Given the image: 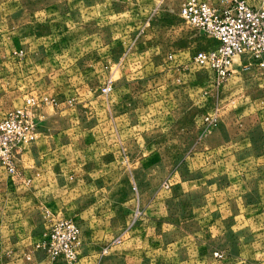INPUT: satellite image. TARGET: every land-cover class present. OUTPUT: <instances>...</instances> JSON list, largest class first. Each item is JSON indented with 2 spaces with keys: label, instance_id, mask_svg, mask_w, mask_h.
Segmentation results:
<instances>
[{
  "label": "rangeland",
  "instance_id": "374dc122",
  "mask_svg": "<svg viewBox=\"0 0 264 264\" xmlns=\"http://www.w3.org/2000/svg\"><path fill=\"white\" fill-rule=\"evenodd\" d=\"M184 1L0 0V117L36 100L27 107L36 136L22 153L48 131L60 134L62 145H89L94 127V141L113 148L103 157L116 170L109 185L101 180L92 224H80L70 209L50 218L27 213L24 204L13 216L10 202L0 204V264H264V215L250 219L254 226L222 218L216 201L235 213L245 189L264 195V65L235 58L224 80L196 65L194 53L212 43L180 17ZM140 83L163 84L155 96L167 104L179 98L172 123L161 125L154 108L140 113L125 102L129 91L117 90L121 99H113L115 88ZM212 116L216 125L206 119ZM124 123L136 137L124 136ZM171 126L156 137L157 127ZM146 145L141 167V154L131 152ZM23 165L20 158L15 175L0 167V178L22 177ZM247 209L263 210L264 202ZM58 219L79 224L73 258H53L37 246ZM108 220L119 230L110 234Z\"/></svg>",
  "mask_w": 264,
  "mask_h": 264
},
{
  "label": "crops",
  "instance_id": "0c3cea01",
  "mask_svg": "<svg viewBox=\"0 0 264 264\" xmlns=\"http://www.w3.org/2000/svg\"><path fill=\"white\" fill-rule=\"evenodd\" d=\"M217 5H226V0H213ZM264 0H247L249 4H259ZM180 11V10H179ZM180 15V14H179ZM200 34V33H199ZM204 35V34H200ZM210 42L213 45V41L210 39ZM210 46V45H209ZM128 86V85H127ZM131 86V85H129ZM139 88H115L116 91L113 92V99L119 101L121 99L120 93H117V90L120 89L124 91H129L128 94H123L124 101H132L134 105L139 109L140 113L146 111L148 113L151 108L155 109V114L161 115V125L165 122H173L174 116L178 115L180 100L179 98H172L171 104H167L166 99L161 98L160 96H155L159 94V90L164 87L163 84H147L140 83ZM162 86V87H160ZM136 90V91H134ZM138 90V91H137ZM134 91V92H130ZM158 91V92H157ZM116 97V98H114ZM127 108L125 107V110ZM127 111V110H126ZM125 112V111H124ZM124 115H128L127 112ZM165 116V117H164ZM170 117L164 121V118ZM115 121V117H114ZM110 122V117H109ZM160 122V121H159ZM125 124V123H124ZM171 130L174 128L169 127H157L156 137H164L162 134L165 131ZM126 137L128 134L130 138L136 137V134L132 132V128L129 127L122 131ZM61 133V132H60ZM109 136L114 137L111 129L107 130ZM128 133V134H127ZM42 136L40 142L35 143V145L26 149L23 153L20 152V157L22 160V177L20 178H0V204L1 206H7L8 202L11 203L9 206L12 209L13 216L20 215L21 206L25 204L27 213H42L46 217L54 216H64L67 210L70 209V213H73V216L79 219L80 224L87 225L92 224L96 221L97 214L100 209L101 199H100V185L101 180L106 178L107 184L111 183V179L114 180L116 173L114 162L106 161L104 159V154L110 157L112 156L113 148L107 146L106 148H101L98 145L99 130L91 128V138L93 142L91 144L76 147L74 145H62L58 140L60 134L55 136V134L44 132L39 135V138ZM103 137V136H102ZM55 139L57 141H55ZM43 141V145L41 142ZM98 145V146H97ZM264 151V150H263ZM148 146H139L134 148L131 152L134 155L141 154L140 166L147 161V157L142 155L148 154ZM22 155V156H21ZM105 161H104V160ZM156 168L158 166L163 168V164L156 163L154 165ZM258 170L260 168L264 169V164L258 163ZM142 169V168H141ZM260 178V177H259ZM259 182L263 181L264 178L258 180ZM262 185H264L262 183ZM258 186H260L258 184ZM255 186L251 189L247 188L243 192V198L241 195L235 197L236 205L238 210L233 213L228 211V206H224L222 203L224 200H216L220 202L219 205L221 213L220 217H228L233 215V217H238L242 219L245 224H252L254 222L250 221L255 217L264 215L263 210H248V204L254 201L261 200L264 202V195L256 198L254 193H257L254 190ZM25 190V191H24ZM247 190V191H246ZM254 190L250 196L246 193ZM152 199H157V195L152 196ZM258 199V200H257ZM109 202L112 201V204L109 205V209L115 208L114 198L108 197ZM26 202V203H25ZM216 202V203H217ZM246 202V204H245ZM241 203V204H240ZM242 203H244L243 208H240ZM113 207V208H112ZM216 208V206H215ZM225 208V210H224ZM19 210V211H18ZM18 211L19 213H16ZM254 211L256 213H254ZM244 212V213H243ZM68 216V215H66ZM263 217V216H262ZM249 219V220H245ZM118 223L111 222L108 220L109 229L108 232L111 234V231H118ZM111 228V229H110ZM96 232H103V229H97ZM260 252V251H259ZM256 254V253H255ZM261 259H264V250L260 252Z\"/></svg>",
  "mask_w": 264,
  "mask_h": 264
},
{
  "label": "built area",
  "instance_id": "2783aa9c",
  "mask_svg": "<svg viewBox=\"0 0 264 264\" xmlns=\"http://www.w3.org/2000/svg\"><path fill=\"white\" fill-rule=\"evenodd\" d=\"M226 1V5H214L204 0H185L179 11L185 23L213 41L212 46L194 53L193 62L209 68L220 80L230 76L235 58L241 63L264 65V5L254 6L246 0ZM110 89V85L103 88L104 91ZM35 103L34 98H29L26 106L0 117V167L9 175L18 171L17 151L35 139L37 123L27 109ZM206 119L211 125L217 124L216 116ZM80 233L76 221L58 219L37 246L53 258H73Z\"/></svg>",
  "mask_w": 264,
  "mask_h": 264
}]
</instances>
